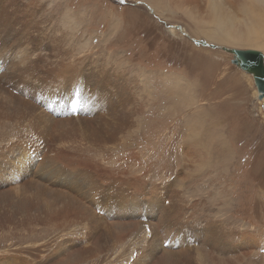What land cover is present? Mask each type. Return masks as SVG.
<instances>
[{"label": "rangeland", "instance_id": "374dc122", "mask_svg": "<svg viewBox=\"0 0 264 264\" xmlns=\"http://www.w3.org/2000/svg\"><path fill=\"white\" fill-rule=\"evenodd\" d=\"M206 1L197 4L206 6ZM231 1L233 7L225 8L235 16L244 0ZM191 2L0 0V19L17 22V36L9 43L17 42L13 55L23 49L29 58L43 59L49 67L69 63L81 71L69 98L49 104L58 112L56 119L82 111L81 100L94 83L89 77L93 74L112 79L117 75L120 82L114 88L124 91L132 109L129 123L115 137L104 134L88 141L83 139L85 133L79 134L83 125L73 121L76 145L51 142L45 148L30 129L39 107L26 100L25 105L36 106L35 111L26 119L1 120L0 146L21 142L27 158L33 160L42 149L47 155L56 148L78 151L99 172L110 176L115 172V178L134 181L144 197L133 215L146 224L122 239L118 232L111 236L102 230L106 220L102 214L94 216L91 226L76 223L57 228L43 220L34 208V198L26 193L20 195L29 205L26 214L10 209L12 216H7L8 201H0V264H132L146 245L149 249L148 225L154 218L142 209L149 198L160 210L170 203L171 216L179 217L185 223L183 230L191 234L190 249L175 257L180 264H264V101H258L252 77L232 64L233 56L225 51L236 47L264 55V48L225 41L210 19L199 24L201 11ZM260 6L264 9V4ZM190 7L195 15L187 17ZM239 21L238 36L244 29L242 22H249ZM4 46L8 47L1 45L0 50ZM1 79L2 84L7 81ZM105 90L107 84L101 83L97 97ZM55 133L51 130L47 137ZM33 174L26 176L30 179ZM156 187L167 189L159 193ZM8 188L0 186V197L14 201L12 193H4ZM170 193L175 194L172 200ZM112 200L103 196L100 203L118 211ZM206 224L214 229L211 240L207 235L210 247L216 249L192 233L196 229L202 236ZM224 233L230 245L219 238ZM60 242L66 243V252L53 255ZM249 243L255 248L246 253ZM232 247L233 251L223 252Z\"/></svg>", "mask_w": 264, "mask_h": 264}, {"label": "bare ground", "instance_id": "6f19581e", "mask_svg": "<svg viewBox=\"0 0 264 264\" xmlns=\"http://www.w3.org/2000/svg\"><path fill=\"white\" fill-rule=\"evenodd\" d=\"M191 1H194L191 3L201 11L198 13L200 25L203 26L206 23L205 18L210 19L214 27H217L215 29L217 35L225 41H231L238 46L248 42L264 48V9L260 6L264 4V0H260L259 4L257 3L259 0H244L243 6L239 7L235 16L231 10L225 8V6L233 7L229 4V2L233 3L231 0H207L206 6L205 3L197 4L198 0ZM251 1L255 5H249ZM192 8L187 9L185 14L187 17L195 15ZM231 9L234 11V8ZM23 11L24 9H21L20 14ZM210 14L211 18H209ZM243 18L249 22L248 24L242 22L244 29L238 36L239 19L242 21ZM16 24V20L0 19V46L8 45L0 50V77L7 79L3 84L0 81V121L15 117L26 119L33 114L35 111L33 108L36 107L34 105L37 104L39 107L38 117L30 125V129L39 136L37 141L42 142L45 148H48L51 142L76 145L77 142L73 138V121L78 122V127L83 125L78 128L79 134L85 133L83 139L88 141L98 139L104 134L115 137L129 123L132 114V109L127 106V97H124V91L114 88L120 82L117 75H114L113 79L110 75L106 77L100 74L89 75L91 82L94 83L87 88L85 96L81 100L83 102L82 111L67 115L62 119H56L55 116H58V112L51 110L49 104H57L62 99L69 98L71 91L78 86L77 82L81 79V71L75 66H69V63L60 68L49 67L43 59L29 58V53L22 51V48L21 51H15L16 53L13 55L12 51L16 41L10 46L9 43L17 36L14 29ZM194 42L198 43V41ZM231 49H236V47L228 48V50ZM62 63L59 66H62ZM236 63L232 64L237 66ZM101 83L107 84V90L97 97V90ZM9 88H12L14 92ZM26 100L35 103L34 107L25 105ZM95 101L97 103L92 106ZM84 107H88V109L85 110ZM95 107L97 108L95 109ZM51 130H56V133L49 138L47 134ZM66 137H68L67 140ZM17 143L0 146V186H8L9 188L5 189L4 193H12L11 196L14 199L11 201L4 196L0 197V201H8L7 216H12L9 213L10 209H16L17 212L26 214L29 205L22 202L20 195L30 193L35 201L34 208L40 210L38 213L44 216L43 220L59 226L57 228L76 223L82 226L88 223L91 226L94 216L96 218L97 215L102 214L106 218L103 220L104 227L103 221L100 224L103 227L102 230L110 233L111 236L118 232L119 238L122 239L141 224H145L143 218H135L133 215L138 211V205L142 204L141 199L144 197L138 193L134 181L115 178L114 175L118 176L115 172L111 176L107 172H99L78 151L66 153L61 148H56L47 155L44 153V149H38L40 151L38 158L28 159V155L24 153V145L21 142ZM182 149L184 150V148ZM17 171L24 175H19ZM32 171L34 174L28 179L26 173L31 176ZM156 189L160 193L162 190L165 192L167 187L163 189L156 187ZM174 195V193H170L169 200L175 198ZM103 196H111L113 198L111 205L120 209L117 211L103 206L100 203ZM142 209L145 214L154 218L153 222H148V226L151 227L150 240L149 242L147 240L149 249L146 245V251L138 254L132 264H180L175 257H180L182 253L189 250L188 247L192 243L188 237L190 233L183 230L185 223L181 222L179 217L171 216L174 210L170 203L160 210L156 208L153 199L149 198L145 201ZM213 226L216 225L213 224ZM91 228L92 231L96 229ZM192 233L196 238L199 236L201 243L216 249L213 245L211 247L209 245V238L211 240L214 233L211 225L204 226L202 236L198 235L196 229ZM208 233H210L209 238ZM240 236H244V234ZM219 238L222 239L225 246L230 245L227 233L222 234ZM216 239L219 240L217 236ZM249 239L252 241L250 237ZM170 240H174V243L167 242ZM67 248L65 242H60L53 255H62ZM176 248L178 251H172ZM252 248L255 246L253 244L250 246L249 243L246 253H249L248 250ZM230 249H235V247L224 249L223 252L231 251ZM71 259L72 256L68 257L66 261Z\"/></svg>", "mask_w": 264, "mask_h": 264}, {"label": "water", "instance_id": "95a60500", "mask_svg": "<svg viewBox=\"0 0 264 264\" xmlns=\"http://www.w3.org/2000/svg\"><path fill=\"white\" fill-rule=\"evenodd\" d=\"M234 57L233 62L253 79L258 101H264V55L259 51L225 49Z\"/></svg>", "mask_w": 264, "mask_h": 264}]
</instances>
